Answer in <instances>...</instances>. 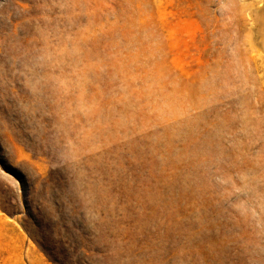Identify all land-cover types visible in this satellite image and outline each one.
Segmentation results:
<instances>
[{"label":"rangeland","instance_id":"obj_1","mask_svg":"<svg viewBox=\"0 0 264 264\" xmlns=\"http://www.w3.org/2000/svg\"><path fill=\"white\" fill-rule=\"evenodd\" d=\"M0 264H264V0H0Z\"/></svg>","mask_w":264,"mask_h":264}]
</instances>
